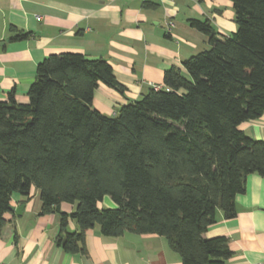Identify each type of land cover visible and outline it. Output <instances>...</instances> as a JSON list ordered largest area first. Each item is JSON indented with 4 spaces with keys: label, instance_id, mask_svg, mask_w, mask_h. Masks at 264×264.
Listing matches in <instances>:
<instances>
[{
    "label": "trees",
    "instance_id": "obj_1",
    "mask_svg": "<svg viewBox=\"0 0 264 264\" xmlns=\"http://www.w3.org/2000/svg\"><path fill=\"white\" fill-rule=\"evenodd\" d=\"M236 30L219 36L208 20L189 19L204 49L163 72L134 102L106 116L92 107L99 83L123 94L103 59L51 54L35 68L26 102L14 90L0 101V233L11 195L38 191L39 215L55 213L54 242L86 255V231L106 237L154 234L182 264H226L224 236L206 238L236 215L248 174L264 178V140L239 125L264 114V0H230ZM146 4H144V7ZM8 41L34 34L9 26ZM110 196L115 206L100 208ZM61 203L75 204L73 212ZM69 220L77 224L68 229Z\"/></svg>",
    "mask_w": 264,
    "mask_h": 264
},
{
    "label": "crops",
    "instance_id": "obj_2",
    "mask_svg": "<svg viewBox=\"0 0 264 264\" xmlns=\"http://www.w3.org/2000/svg\"><path fill=\"white\" fill-rule=\"evenodd\" d=\"M189 19L208 20L219 36L236 30L230 0H0V101L14 90L16 101L26 102L36 65L45 57L80 53L105 60L125 88L121 94L99 83L94 92L92 107L113 116L152 85L161 86L166 69H182L184 59L207 48L206 36L192 28ZM9 26L34 34L27 40L8 41ZM239 128L252 139L264 140V114ZM21 204L20 215L5 214L0 264H182L162 236L106 237L98 226L86 231V255L66 253L54 242L57 215L38 214V191L32 188L27 201L13 193L10 205ZM234 205L236 215L224 219L217 210L216 222L203 236L228 239L232 256L226 264L263 261L264 178L248 174L245 190L236 195ZM74 208L75 204H60L67 214ZM68 229L77 230L75 221L69 220Z\"/></svg>",
    "mask_w": 264,
    "mask_h": 264
},
{
    "label": "rangeland",
    "instance_id": "obj_3",
    "mask_svg": "<svg viewBox=\"0 0 264 264\" xmlns=\"http://www.w3.org/2000/svg\"><path fill=\"white\" fill-rule=\"evenodd\" d=\"M207 48H208V45H207ZM200 51H202V49H200L198 52ZM98 206L100 208H112L115 206V203L113 202L110 196L106 195L102 198L101 201L98 202Z\"/></svg>",
    "mask_w": 264,
    "mask_h": 264
},
{
    "label": "water",
    "instance_id": "obj_4",
    "mask_svg": "<svg viewBox=\"0 0 264 264\" xmlns=\"http://www.w3.org/2000/svg\"><path fill=\"white\" fill-rule=\"evenodd\" d=\"M24 208V204H21L19 206H12L10 205L9 211L15 213L16 215H20L22 213V210Z\"/></svg>",
    "mask_w": 264,
    "mask_h": 264
},
{
    "label": "built area",
    "instance_id": "obj_5",
    "mask_svg": "<svg viewBox=\"0 0 264 264\" xmlns=\"http://www.w3.org/2000/svg\"><path fill=\"white\" fill-rule=\"evenodd\" d=\"M167 25H168V26H172L173 23H172V22H168ZM152 86L156 88V85H152ZM256 264H264V260H263V261H260V262H258V263H256Z\"/></svg>",
    "mask_w": 264,
    "mask_h": 264
}]
</instances>
